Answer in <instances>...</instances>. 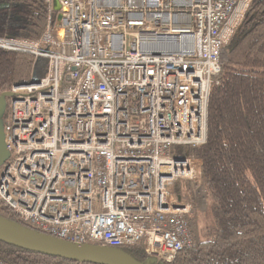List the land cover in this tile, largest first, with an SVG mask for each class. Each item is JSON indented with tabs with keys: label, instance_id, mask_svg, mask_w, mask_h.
I'll return each mask as SVG.
<instances>
[{
	"label": "built area",
	"instance_id": "built-area-1",
	"mask_svg": "<svg viewBox=\"0 0 264 264\" xmlns=\"http://www.w3.org/2000/svg\"><path fill=\"white\" fill-rule=\"evenodd\" d=\"M42 1L39 39L0 35V49L47 59L10 90L0 199L39 233L143 242L171 262L194 245L172 187L187 181L196 202L204 186L202 160L171 148L206 143L210 90L252 0Z\"/></svg>",
	"mask_w": 264,
	"mask_h": 264
},
{
	"label": "trees",
	"instance_id": "trees-1",
	"mask_svg": "<svg viewBox=\"0 0 264 264\" xmlns=\"http://www.w3.org/2000/svg\"><path fill=\"white\" fill-rule=\"evenodd\" d=\"M45 29L42 0H0V35L37 40ZM226 49L227 63L209 94L206 143L171 148L174 156L202 160L204 186L195 205L205 209L186 216L194 245L171 262L150 258L143 242L119 247L141 264H264V0H252ZM46 68L44 57L0 49V94L30 83L34 73L41 78ZM172 191L192 200L187 181L177 180ZM0 216L32 229L1 199ZM0 259L8 264H79L2 241Z\"/></svg>",
	"mask_w": 264,
	"mask_h": 264
},
{
	"label": "water",
	"instance_id": "water-1",
	"mask_svg": "<svg viewBox=\"0 0 264 264\" xmlns=\"http://www.w3.org/2000/svg\"><path fill=\"white\" fill-rule=\"evenodd\" d=\"M55 3V8L58 9ZM38 78L35 73L29 84H35ZM11 91L0 94V167L8 160L9 151L5 144L4 115L7 110V99ZM0 241L36 253L60 257L73 262L91 264H141L119 248L104 247L96 244L78 245L26 228L0 216Z\"/></svg>",
	"mask_w": 264,
	"mask_h": 264
},
{
	"label": "rangeland",
	"instance_id": "rangeland-1",
	"mask_svg": "<svg viewBox=\"0 0 264 264\" xmlns=\"http://www.w3.org/2000/svg\"><path fill=\"white\" fill-rule=\"evenodd\" d=\"M227 58H228V51H227ZM225 63H227V61H226ZM189 192H190V197H191L192 200H188V199H186V198L184 197V196H185L184 194H181L182 197L185 199L186 202H188V203L192 206V208H193V212H194V211L203 212L204 209H205V206H204V204L198 205V202H197L196 205H195V201L193 200V197H192V191H191V189H190V186H189ZM195 197H196L197 199L199 198L198 195H196ZM196 201H197V200H196ZM193 212H192V213H193Z\"/></svg>",
	"mask_w": 264,
	"mask_h": 264
}]
</instances>
